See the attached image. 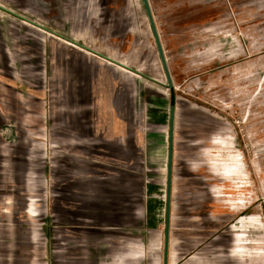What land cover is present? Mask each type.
<instances>
[{
  "label": "rangeland",
  "instance_id": "374dc122",
  "mask_svg": "<svg viewBox=\"0 0 264 264\" xmlns=\"http://www.w3.org/2000/svg\"><path fill=\"white\" fill-rule=\"evenodd\" d=\"M150 1L177 106L171 264H264V69L251 70L264 54L242 59L248 41L264 49V0ZM0 5L10 10L0 8V191L9 211L0 264H113L139 246L142 264H153L162 256L171 101L142 0ZM241 47L242 60H230Z\"/></svg>",
  "mask_w": 264,
  "mask_h": 264
},
{
  "label": "water",
  "instance_id": "95a60500",
  "mask_svg": "<svg viewBox=\"0 0 264 264\" xmlns=\"http://www.w3.org/2000/svg\"><path fill=\"white\" fill-rule=\"evenodd\" d=\"M143 6L146 12L147 20L152 32V36L155 42V46L157 49V53L159 55V59L161 62V66L165 75V78L167 80V83L165 86L168 89L175 88L171 69L169 66V62L166 56L165 48L163 45V41L161 38V34L159 31V28L157 26V22L155 19V15L153 12V8L151 5L150 0H142ZM1 9L8 10L7 8L0 5ZM16 14V13H14ZM23 18V16L16 14ZM29 22L36 24L39 27H42L46 29L44 26H42L39 23H36L35 21L29 20ZM77 45H79L77 42H73ZM82 46V45H81ZM83 48L92 51L96 53L97 55L101 56L102 58L111 61L123 68H127L131 71H134L135 73H139L137 69H132L125 65L124 63L117 61L115 59H112L110 56H106L103 54L98 53L97 51H94L93 49H90L89 47L82 46ZM141 74V73H139ZM175 104H170V111H169V125H168V140H167V163H166V184H165V212H164V241H163V264H169V258H170V239H171V219H172V194H173V171H174V141H175Z\"/></svg>",
  "mask_w": 264,
  "mask_h": 264
},
{
  "label": "crops",
  "instance_id": "0c3cea01",
  "mask_svg": "<svg viewBox=\"0 0 264 264\" xmlns=\"http://www.w3.org/2000/svg\"><path fill=\"white\" fill-rule=\"evenodd\" d=\"M152 5V4H151ZM154 12V11H153ZM155 15V14H154ZM147 17V16H146ZM156 19V18H155ZM157 22V21H156ZM158 26V25H157ZM242 30V29H241ZM240 37L241 36H237V38H238V40H239V42L241 41L240 40ZM246 39H247V37H246ZM241 43V42H240ZM259 43L258 42H249L248 41V43H247V47H248V51H249V54H245V49L243 48V47H241V48H239V49H237V51H236V53L233 55V56H230L229 57V59L230 60H234V61H238V60H245V62H252V61H255V60H258V59H260L259 58V54H264V49L262 50V51H260V50H258V51H255L254 49H255V46H257ZM164 45V44H163ZM165 48V47H164ZM166 52V51H165ZM239 53H244L245 54V57L244 58H242V59H238V58H236L237 57V55L239 54ZM167 56V55H166ZM168 59V58H167ZM105 61H107V63L108 64H115V63H113V62H111V61H108V60H106L105 59ZM121 62V61H120ZM161 63V62H160ZM117 65V64H116ZM119 68H121V69H123V67H121V66H119V65H117ZM170 66V65H169ZM171 69V68H170ZM264 69V65L263 64H260V65H255V66H253L252 68H251V70L252 71H255V72H257V73H254V75H253V77L254 76H257V74H260V72L262 71ZM123 70H125V69H123ZM125 71H127V70H125ZM128 72V71H127ZM131 72V71H130ZM172 73V72H171ZM135 74V73H134ZM135 75H137V74H135ZM139 76V75H138ZM172 77H173V75H172ZM252 77V78H253ZM166 79V78H165ZM165 79H164V77H161V79H160V81H165ZM167 81V80H166ZM174 81V80H173ZM169 90V94H170V101H171V103H174L175 104V111H176V114H175V130H176V119H177V106H176V103H175V96H176V94H175V88H174V90L173 91H171V89H168ZM170 103V104H171ZM170 104H169V111H170ZM168 125H169V112H168ZM167 140H168V135H167ZM174 144H175V141H174ZM45 149H46V146L44 147ZM33 150H34V147H33V145L32 146H29L28 147V150H27V154H26V161L28 162L27 164L29 165V164H31V156H32V152H33ZM1 155L2 156H4L3 155V153H1ZM11 158H14V156H12L11 155ZM13 160V159H12ZM166 163H167V158H166ZM1 165V167H3V163H1L0 164ZM32 166H33V164H32ZM49 166V167H48ZM30 166H29V168H28V170L26 171V173H25V181H26V183H28V182H31L32 180H33V175H31V170H30ZM166 170V169H165ZM174 172V171H173ZM4 172L3 171H0V174H3ZM43 173H44V175H45V178L48 176V174L50 173V163H46L45 162V169H43ZM173 178H174V176H173ZM3 195H4V193L3 192H1L0 191V218L3 216V215H5V214H7V213H9V211H7L6 210V208L3 206V204L5 203V202H7L6 201V199L3 197ZM8 196V195H7ZM172 198H173V194H172ZM28 200H29V202H28V204H27V207H26V209H25V212H26V214L29 216V215H31L32 217H35L37 214L36 213H34V211H35V209H34V207L32 206V203H31V200H30V198H28ZM164 210H165V207H164ZM165 212V211H164ZM2 222L0 221V261L1 260H3V253H4V237H3V232H4V227L2 226V224H1ZM171 224H172V219H171ZM32 240L35 242V241H37V239H35V238H32ZM163 241H164V229H162L161 231H160V241H159V249H161L162 250V256H159L158 258H155V261H154V263L153 264H163ZM142 249V247L141 246H139V249H138V247H134V248H130V250L127 252V253H124V254H122V255H120V256H118L116 259H114V263L113 264H142V262L145 260V259H147V251L145 250V252L144 251H142L141 250ZM172 257H173V254H172V252H171V239H170V258H169V264H171L172 263ZM105 263L106 262H108V261H105V260H103ZM109 262H111V261H109ZM108 262V263H109Z\"/></svg>",
  "mask_w": 264,
  "mask_h": 264
},
{
  "label": "bare ground",
  "instance_id": "6f19581e",
  "mask_svg": "<svg viewBox=\"0 0 264 264\" xmlns=\"http://www.w3.org/2000/svg\"><path fill=\"white\" fill-rule=\"evenodd\" d=\"M113 59V58H112ZM126 65V64H125ZM129 67V66H128ZM131 68V67H130ZM123 69H125V70H127V71H130L129 69H127V68H123ZM133 73H135V72H133ZM136 74V73H135ZM138 75V74H137Z\"/></svg>",
  "mask_w": 264,
  "mask_h": 264
},
{
  "label": "trees",
  "instance_id": "16d2710c",
  "mask_svg": "<svg viewBox=\"0 0 264 264\" xmlns=\"http://www.w3.org/2000/svg\"><path fill=\"white\" fill-rule=\"evenodd\" d=\"M174 90V88L173 89H171V91H173Z\"/></svg>",
  "mask_w": 264,
  "mask_h": 264
}]
</instances>
